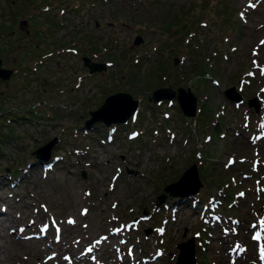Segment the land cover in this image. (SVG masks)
<instances>
[{
  "label": "rangeland",
  "instance_id": "374dc122",
  "mask_svg": "<svg viewBox=\"0 0 264 264\" xmlns=\"http://www.w3.org/2000/svg\"><path fill=\"white\" fill-rule=\"evenodd\" d=\"M84 56L105 68L89 73ZM0 58L16 70L0 78L2 203L30 208L20 223L48 217L49 230L69 229L71 217L79 228L53 247L21 239L30 250L102 264L106 247V264H117L130 247L147 264H176L177 244L192 238L195 264H264V0H0ZM161 86L189 87L195 115L175 97L154 101ZM230 87L243 100L227 98ZM116 91L137 99L131 116L85 125ZM193 163L198 190H165ZM127 220L125 242L110 240ZM94 237L106 244L93 250ZM85 242L88 254L77 248Z\"/></svg>",
  "mask_w": 264,
  "mask_h": 264
},
{
  "label": "water",
  "instance_id": "95a60500",
  "mask_svg": "<svg viewBox=\"0 0 264 264\" xmlns=\"http://www.w3.org/2000/svg\"><path fill=\"white\" fill-rule=\"evenodd\" d=\"M142 41L141 35H136L133 39L134 43H139ZM84 64L88 67V72L91 73L95 70H100L105 68V63L92 61L90 58L83 57ZM178 60L177 57L174 58V63ZM14 72L13 68L4 67L2 65V59L0 58V78L7 79ZM227 98L230 100L240 101L241 96L234 91V87L227 88L224 91ZM175 97L178 101V105L184 115L193 116L196 113L197 99L189 87L184 88L182 86L177 87V89H172L170 87H157L152 92V98L154 101H160L162 99H171ZM251 104L254 103L255 109H258V103L256 99L250 101ZM138 107L137 99L133 98L129 92L126 91H116L114 93L108 94L101 105L90 111L89 117L85 120L86 123L90 124L97 120H102L105 124L109 125L111 122H124ZM56 142V138L51 139L46 144L38 147L35 152L37 158L46 159L49 155L50 147ZM200 181L198 179V173L196 165L193 163L188 166L181 173L178 179L172 181L165 186V190H168L171 194L186 195L190 192H195L198 190ZM163 198V197H162ZM148 232V229L145 230ZM179 248V253L177 255L176 264H181L183 261L185 264H195L194 258V247L193 239H187L186 241L179 242L177 244Z\"/></svg>",
  "mask_w": 264,
  "mask_h": 264
},
{
  "label": "bare ground",
  "instance_id": "6f19581e",
  "mask_svg": "<svg viewBox=\"0 0 264 264\" xmlns=\"http://www.w3.org/2000/svg\"><path fill=\"white\" fill-rule=\"evenodd\" d=\"M85 125H90L88 123H86L85 121L83 122ZM260 135H264V133L262 134V132L260 133ZM48 166H46V170H47ZM178 196V195H177ZM5 196L3 195H0V200H1V206H0V224H1V230H5V227L7 228V231H8V234L7 233H4V232H0V260L3 259V261H6V257H9V258H15V257H25L24 259L25 260H22L24 264H31V260L32 258L30 256H27V255H22L20 254L19 252H17V250H20V249H25L27 252L31 253L32 255H35L37 256V263H41V264H45V263H48V264H87V262H84L83 260L81 259H78V258H81V253L78 254V256L76 258H74L73 260H69L67 259V261H63V259H66V258H62L61 260L57 261V260H54L55 258V255H52L51 252H48L49 254H44L41 250H39L38 248H35V247H32L31 250L28 248L27 245H25V242H23V240L21 239H24L25 237L26 238H36V241H40L41 239H48V245L50 247H53L54 246V243H58V241H60V234L63 233V239L61 240L62 243H66V241H71L73 240V236L74 234L76 233L78 235V231H79V228L76 223V221L74 220V218H66V221L68 223V226L71 228L67 229L66 227L63 228V224L60 228H55L56 230H53V229H48V222L50 221L48 219V217L46 219H44L41 223L39 222V220L35 219V220H32L30 221V218H29V222L28 221H24L23 219V222H19L17 219L20 217L19 214H24L26 216H28L29 214V209L26 207V205H23L25 206L26 208L23 209V210H19L18 207H15V210H17L16 213H10L9 210L5 207L7 206V204L4 205V203L2 202H5L4 200ZM213 200V198H212ZM214 200H213V203L210 204V205H213L214 204ZM6 203V202H5ZM28 203L31 205L32 202H29ZM28 209V211H27ZM12 212V210H10ZM36 214L38 215H42V212L41 210H39L38 208H35L34 210ZM80 212V210H78ZM28 212V213H27ZM52 213V212H51ZM83 213V212H82ZM219 220V222H223L220 218H217ZM27 223V224H26ZM134 224V221H125V224H124V230H122V227H123V224H122V227L121 229L118 231V230H112V227H111V231L108 232L107 236H110L111 238H109L110 240H112V237L113 239H115V242L120 240V242H125V239L123 238L122 234L120 233L121 231H124L125 233V229L127 228L126 225H133ZM33 225V226H32ZM26 226H30L29 227V230L26 229ZM37 226V229H35L34 227ZM115 229H117V224L115 225ZM32 227V228H31ZM52 228V227H51ZM26 230V232L24 233L23 231ZM52 230V232H51ZM48 232L50 235H48ZM54 232H57V236H54L53 237V233ZM66 233V234H64ZM92 234L93 235H96L95 231L93 230L92 231ZM13 236V237H12ZM40 239V240H39ZM92 240V244L91 246H93V250L94 249H99V245H105L106 244V241L103 240H99V239H96L95 237ZM101 241V243H99ZM60 242V243H61ZM97 244V245H96ZM99 244V245H98ZM132 245H135V244H132ZM14 247V248H11V247ZM60 245L57 244V247H59ZM88 243H82L81 246H78L77 245V248L80 250H83L82 253H89L88 250H90V248L88 247ZM245 246L246 248H248V244L245 243ZM30 247V246H29ZM4 249H7V252L5 254L4 252ZM123 251V250H121ZM124 252H127V254L125 255ZM122 252L123 254H118L117 256H114V258L116 257L117 259H113V262H116V261H120V263H117V264H136V263H141V264H147L150 262V259L149 258H141V257H132V251H131V248L130 247H127L126 250ZM237 252H240L239 250ZM105 254V256H102V254ZM26 254V253H25ZM161 254V253H160ZM159 254V255H160ZM22 255V256H21ZM125 255V256H124ZM253 254H252V251H249V253L247 252L245 254V258L244 259H248V257H251ZM87 256V255H86ZM154 256H157L156 254ZM100 258L103 260V263L106 264L107 261L110 259V254L107 253V250H106V247L104 249H102L100 251ZM128 258V259H126ZM130 258V259H129ZM21 259V258H20ZM26 259H27V262H26ZM155 259V258H153ZM253 259V258H251ZM116 260V261H115ZM111 261V260H110ZM137 261V262H136ZM254 261V260H253ZM112 262V263H113ZM135 262V263H134ZM102 263V264H103ZM151 264V263H150Z\"/></svg>",
  "mask_w": 264,
  "mask_h": 264
},
{
  "label": "flooded vegetation",
  "instance_id": "af4514ba",
  "mask_svg": "<svg viewBox=\"0 0 264 264\" xmlns=\"http://www.w3.org/2000/svg\"><path fill=\"white\" fill-rule=\"evenodd\" d=\"M14 72H16L15 69H14ZM14 72H13V73H14ZM13 75H14V74H12L11 76H13ZM259 99H260V102H261V103H260V104H261V109L263 110V109H264V103L261 101V97H259ZM241 100H243V99H240V101H241ZM252 101H253V100H252ZM253 104H254V103H253ZM251 106H252V105L249 104V107H251ZM252 107H254V108H252L253 110H256V109H255V105H253ZM258 107H259V104H258ZM262 110H260V112H261ZM258 124H259V122H258Z\"/></svg>",
  "mask_w": 264,
  "mask_h": 264
}]
</instances>
